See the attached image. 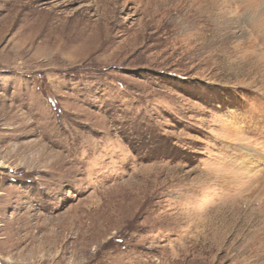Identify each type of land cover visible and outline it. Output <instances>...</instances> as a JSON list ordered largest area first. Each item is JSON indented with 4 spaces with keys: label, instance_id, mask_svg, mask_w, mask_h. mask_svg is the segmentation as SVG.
<instances>
[{
    "label": "rangeland",
    "instance_id": "374dc122",
    "mask_svg": "<svg viewBox=\"0 0 264 264\" xmlns=\"http://www.w3.org/2000/svg\"><path fill=\"white\" fill-rule=\"evenodd\" d=\"M0 264H264V0H0Z\"/></svg>",
    "mask_w": 264,
    "mask_h": 264
}]
</instances>
